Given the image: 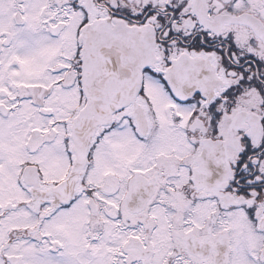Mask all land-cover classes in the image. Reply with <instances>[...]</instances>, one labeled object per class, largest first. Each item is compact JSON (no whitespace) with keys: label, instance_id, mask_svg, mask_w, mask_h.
<instances>
[{"label":"snow or ice","instance_id":"1","mask_svg":"<svg viewBox=\"0 0 264 264\" xmlns=\"http://www.w3.org/2000/svg\"><path fill=\"white\" fill-rule=\"evenodd\" d=\"M0 264H264V0H0Z\"/></svg>","mask_w":264,"mask_h":264}]
</instances>
